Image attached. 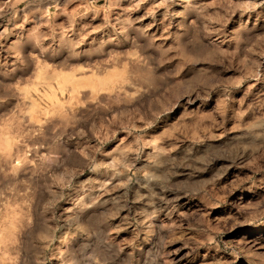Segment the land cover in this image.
Wrapping results in <instances>:
<instances>
[{
    "label": "rangeland",
    "instance_id": "1",
    "mask_svg": "<svg viewBox=\"0 0 264 264\" xmlns=\"http://www.w3.org/2000/svg\"><path fill=\"white\" fill-rule=\"evenodd\" d=\"M0 264H264V0H0Z\"/></svg>",
    "mask_w": 264,
    "mask_h": 264
}]
</instances>
